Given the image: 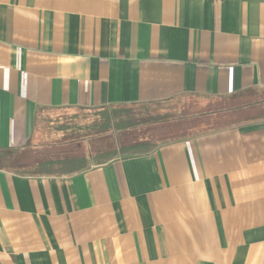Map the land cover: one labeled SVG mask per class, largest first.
Listing matches in <instances>:
<instances>
[{
    "label": "crops",
    "instance_id": "crops-1",
    "mask_svg": "<svg viewBox=\"0 0 264 264\" xmlns=\"http://www.w3.org/2000/svg\"><path fill=\"white\" fill-rule=\"evenodd\" d=\"M259 92L264 0H0V264H264V118L18 172L41 109Z\"/></svg>",
    "mask_w": 264,
    "mask_h": 264
},
{
    "label": "rangeland",
    "instance_id": "rangeland-1",
    "mask_svg": "<svg viewBox=\"0 0 264 264\" xmlns=\"http://www.w3.org/2000/svg\"><path fill=\"white\" fill-rule=\"evenodd\" d=\"M178 96L167 102H162L153 111L185 112V114L195 112L210 113L199 117L186 118L173 123L145 127L141 129V136L143 135L144 137L161 143L166 139L178 138L189 133H197L208 127L232 124L236 118L238 120L240 117L245 118L251 116L264 118V107H261V105L252 108L253 111L243 113H230L231 111H228L234 110L238 108L237 106L245 104L246 102H251V105H255L256 102L264 101V92L221 99L193 95ZM93 118L94 112L92 108L41 109L36 115L31 146L39 148L38 151H43L44 155L42 159L52 156L83 155L89 148L104 147L107 145V141L100 138H91L87 130L75 129L71 126L74 124L76 127H82L88 124ZM134 137L133 134H123L120 142L123 144L129 143ZM34 158L39 159V155H33L32 160Z\"/></svg>",
    "mask_w": 264,
    "mask_h": 264
},
{
    "label": "trees",
    "instance_id": "trees-1",
    "mask_svg": "<svg viewBox=\"0 0 264 264\" xmlns=\"http://www.w3.org/2000/svg\"><path fill=\"white\" fill-rule=\"evenodd\" d=\"M185 95L186 94H181ZM197 96V95H193ZM141 102L131 104H116L94 107V118L84 126L71 125L75 129H85L91 138H100L107 141V145L95 149H87L83 155L52 156L36 162L30 167L18 169V172L32 175H69L88 168L91 165L106 163L115 158H130L152 152L160 144L173 139H166L158 143L147 137L141 136V129L156 124L173 123L186 118L199 117L209 113H189L153 111L162 102ZM240 108L241 106H237ZM183 110V109H182ZM181 110V111H182ZM123 134H133L135 137L129 143H121ZM182 135L181 137H184ZM180 138V137H178Z\"/></svg>",
    "mask_w": 264,
    "mask_h": 264
}]
</instances>
